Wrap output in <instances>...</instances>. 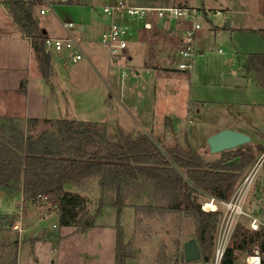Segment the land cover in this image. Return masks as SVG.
Returning a JSON list of instances; mask_svg holds the SVG:
<instances>
[{
	"label": "crops",
	"instance_id": "0c3cea01",
	"mask_svg": "<svg viewBox=\"0 0 264 264\" xmlns=\"http://www.w3.org/2000/svg\"><path fill=\"white\" fill-rule=\"evenodd\" d=\"M60 1L68 2L69 0ZM97 1L75 0V6L68 10V21L64 22L57 16L59 33H51V29L38 22L49 38L77 39L83 54L82 60L73 62L70 52L51 53V74L49 79L45 80L35 58L31 40L23 35L0 0V127L14 126L27 132L29 120H39V124L31 130V133L39 134L48 127L42 121L77 120V118L72 119L69 114L82 113L83 109H88L90 112L98 108L104 112L102 118L83 121L104 124L111 134L117 133L119 129L132 135L143 133L156 142L157 137L170 136L175 132L184 135L190 145L195 148L189 128L192 122H189L188 118L194 113L196 117H200L208 108L219 111L224 117H229V122L232 124L229 126L230 129H239L243 124L259 130L261 126L256 125L257 121H264V23L261 27L235 28L231 31L232 37L238 34L246 37L254 35L259 39L261 48L255 51L248 46L244 52H239L241 50L238 47L235 48V55L231 54V60L236 59L233 65L237 69L232 67L227 74H222L220 84H223L224 88L216 86L219 84L212 74H205L208 83H196L194 81L196 71L187 74L185 83L171 85L168 76L183 74L191 69L180 71L177 67L165 68L151 64L148 54L158 44L150 36L153 34L152 36L157 37L159 31L171 29L174 33L172 36L178 37V43L182 45L185 25H190V22L185 19L178 24H170L154 20L153 28L150 30L144 29L140 24L134 25V33L125 54L126 59H123L126 64L125 71L120 69L119 65L112 63L108 48L100 42L108 21L103 18L102 9H96V11L91 9ZM102 1L105 5H111L116 0ZM127 1L135 6H155L140 4L137 0ZM187 1L189 0L184 1L183 5H187ZM51 3V0H41L35 7L34 15L37 21L39 15L44 16L50 13L51 8L47 6ZM202 9L206 10V7L203 6ZM41 10L47 12L41 14ZM218 10L220 8H215L214 12ZM70 23L73 24L71 27L68 25ZM149 59H153L152 55ZM135 97L137 99L140 97L141 103H148L149 116L146 120L144 119V122L140 117V105L136 104ZM165 103L176 104L178 112L174 113L170 109L160 114L158 105ZM221 106H227V108L243 106L248 113H244L242 117L241 114L230 117L227 112L220 109ZM156 115L159 119L157 125ZM184 119H187V124L182 122ZM169 121L172 125H169ZM261 125L264 126V123ZM256 132L264 137V131ZM214 134L216 133L206 132L204 138L207 141ZM220 155L221 153H218V156ZM220 158L217 157V160ZM3 187L6 188V186ZM84 188L89 193L73 185L66 187L68 191L80 193L87 200L92 197L89 195L103 194L98 181L91 182ZM141 188L137 186L130 189L127 196V201L130 202L121 212L123 214L124 210H131L135 222H137V208L145 205L141 202L150 200L148 192L145 193ZM209 197L206 195L207 199ZM106 209L112 210V216L116 219L117 210L111 203L104 205L98 217H101ZM55 216L58 222L57 210ZM117 223L112 222L104 227L115 228ZM32 230L40 231L34 227ZM185 243L186 241L184 245Z\"/></svg>",
	"mask_w": 264,
	"mask_h": 264
},
{
	"label": "trees",
	"instance_id": "16d2710c",
	"mask_svg": "<svg viewBox=\"0 0 264 264\" xmlns=\"http://www.w3.org/2000/svg\"><path fill=\"white\" fill-rule=\"evenodd\" d=\"M40 2L2 0L14 23L31 40L42 77L48 80L51 58L45 43L49 37L34 15ZM39 122L29 120L27 132L14 126L0 127V187L22 180L24 204L51 202L58 211L59 225L75 227L81 232L95 226L105 201L101 199L92 213L84 197L68 191L67 186L82 188L98 181L103 193L115 192L111 205L118 217L126 206L130 189L147 188L151 204L138 207L137 212L190 216L195 224L194 239L205 263L214 260L222 213L203 211L200 196L229 200L241 171L250 167L262 150L261 146L249 143L222 152L217 161L206 162L189 142L162 149L143 133L132 135L119 129L111 134L104 124L67 119L42 121L48 127L39 134L31 133ZM17 244V241L13 244L15 248ZM257 247L264 254V229L252 232L240 221L221 264H235L238 253L246 255ZM133 253L119 225L115 264H126ZM6 264H18L17 253Z\"/></svg>",
	"mask_w": 264,
	"mask_h": 264
},
{
	"label": "rangeland",
	"instance_id": "374dc122",
	"mask_svg": "<svg viewBox=\"0 0 264 264\" xmlns=\"http://www.w3.org/2000/svg\"><path fill=\"white\" fill-rule=\"evenodd\" d=\"M184 1L186 0H137V3L163 7L181 6ZM51 2L47 6L51 8L50 13L44 16L39 15L38 22L51 29V33L56 34L60 32L57 16L61 17L64 22L68 21V10L75 6V0L68 2L51 0ZM103 3L102 0H98L91 9L96 11V9L101 10L105 6H109V4ZM186 4L190 5L188 7L200 11L196 17H188L187 20L190 25H185L186 28L196 23L201 26V30L194 37L197 54L194 56L193 67L190 71L168 76V81L171 85L183 84L186 82L187 74L196 71L194 77L196 83H208L205 74H212L219 84L216 86L224 88V85L220 84L222 74H227L232 67L237 69L233 65L236 63V59L231 60V54L235 55V48L238 47L241 50L239 52L246 51L248 46L255 51L261 48L259 39L254 35L246 37L238 34L236 37H232L231 31L235 28L261 27V24L264 23V0H189ZM203 6L206 7V10L202 9ZM215 8H220V10L214 12ZM153 33L155 34V32ZM157 34V37L152 36L153 34L150 36L158 45L152 51L150 50L149 62L159 67H177L176 47L180 45L178 37L172 36L174 33L171 29H164ZM151 55L152 60L149 59ZM114 65H119L120 69L126 71V64L123 60L114 63ZM78 93L76 90V94ZM141 100L140 97L139 99L135 97L136 104L140 105V117L143 118L144 122L149 116L148 103H141ZM220 109L227 112L230 117H236L239 114L242 117L244 113H248L243 106H229V108L221 106ZM158 110L160 114L169 110L177 113L178 106L176 104L170 105V103L159 104ZM103 113L102 109L97 108L90 112L88 109H83L82 113L73 112L69 115L72 119L77 118V120L83 121L102 118ZM195 115L194 113L188 118V121L192 122L189 124V128L195 148L206 162L215 161L221 155L218 156V154L210 152L204 136L206 132L217 133L223 130H234L229 127L232 126L229 117H224L219 111L208 108L200 117ZM156 122V125L159 124L157 115ZM182 122L188 123L187 119ZM169 123L172 125L171 121ZM263 123L264 121H257L256 125L261 126L259 130L243 124L240 125L239 129L234 130L250 136L253 143L251 145L262 147L255 162L264 151V137L256 132L264 131V126L261 125ZM237 125L234 126L237 127ZM155 140L162 149L171 147L175 143L183 145L188 142L184 135L175 132L170 136H159ZM255 162L241 171V178L237 186L249 174ZM84 187L86 185L79 189L81 191L86 190ZM22 188V180L14 181L6 188L0 187V215L6 218H0V264H6L16 253L18 264H115L116 233L119 225L123 230L125 243L130 252H134L133 258L128 259L126 264H212V262L205 263L202 257L190 262L184 259V242L195 237L194 220L185 213L162 215L158 212L147 214L138 211L137 222H135L134 215L129 209L124 210L119 217L116 216V219L112 216V210L106 209L105 213L97 218V226L95 224L89 231L81 232L75 227L60 226L55 216L56 208L51 202L39 201L24 204ZM109 191L101 194V196L100 194L89 195L92 196L89 200L84 198L92 213L98 209L101 199H104L105 204L113 202L115 192ZM144 191L145 193L148 192L150 197V200L141 202L146 207V205L151 204V194L147 188ZM208 199L206 195L204 197L201 195L199 201L203 203ZM129 202L127 201L126 205ZM245 209L264 223V162L249 189ZM241 221L248 225L249 219L242 217ZM112 222H118L115 228L112 226L104 227V225L112 224ZM16 226L22 230L21 234L15 229ZM33 227L37 230L45 229L46 236L43 239L29 238L30 229L33 231ZM16 241L18 244L15 248L13 244ZM244 257L245 253H238L236 261H240Z\"/></svg>",
	"mask_w": 264,
	"mask_h": 264
},
{
	"label": "built area",
	"instance_id": "2783aa9c",
	"mask_svg": "<svg viewBox=\"0 0 264 264\" xmlns=\"http://www.w3.org/2000/svg\"><path fill=\"white\" fill-rule=\"evenodd\" d=\"M46 10H41L45 14ZM198 9H192L186 5L183 6H135L127 0H118L114 5L102 8V15L108 21L107 28L101 35L100 42L108 48L112 63L126 59V50L129 46V40L134 33L133 26L140 24L144 29L153 28V21L160 20L170 24H178L188 17H196L199 14ZM70 27L73 24H68ZM201 30L200 24L196 23L187 27L182 35V45L177 51L178 70L188 71L193 66L194 56L197 54L194 46V37ZM46 52L63 53L70 52L73 62L83 59V54L79 41L75 38H48L45 43ZM264 162V151L252 166V170L245 176L242 182L236 187L232 197L227 200H219L215 197H209L202 203L201 208L205 212H221L222 218L215 239V253L212 264H221L225 252L229 247L236 226L242 217L249 219L247 228L249 231L258 232L264 229V223L257 216L249 214L245 207L247 195L259 168ZM43 202V200H42ZM48 218V216H45ZM16 230L22 233L18 226ZM235 264H264V254L260 248H255L251 253L236 261Z\"/></svg>",
	"mask_w": 264,
	"mask_h": 264
},
{
	"label": "water",
	"instance_id": "95a60500",
	"mask_svg": "<svg viewBox=\"0 0 264 264\" xmlns=\"http://www.w3.org/2000/svg\"><path fill=\"white\" fill-rule=\"evenodd\" d=\"M207 142L210 152L218 154L251 143V137L234 130H223L209 137ZM44 232V229L38 232L31 231L28 236L32 239H43ZM184 257L188 262L201 258L200 248L195 239H191L185 243Z\"/></svg>",
	"mask_w": 264,
	"mask_h": 264
}]
</instances>
